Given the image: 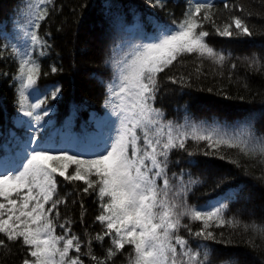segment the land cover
Returning a JSON list of instances; mask_svg holds the SVG:
<instances>
[{"label":"snow or ice","instance_id":"obj_1","mask_svg":"<svg viewBox=\"0 0 264 264\" xmlns=\"http://www.w3.org/2000/svg\"><path fill=\"white\" fill-rule=\"evenodd\" d=\"M168 2L102 0L96 29L102 69L93 70V78H99L103 88V114L91 117L98 129L94 138L75 145H52L49 113L62 99L63 85L58 80L43 87L39 83L42 76L64 70L53 33L41 35L42 22L60 9L53 0H18L16 33L0 28V61L19 65L12 75L16 111L9 120L14 116V122L0 124V250L5 259L13 256L15 264H115L130 248L129 264H214V244L230 243L222 231L218 241L217 230L241 223L227 211L230 202L246 198L244 186L222 192L214 202L189 204L193 185L200 181L191 179L183 165H197L198 154L216 156L224 148L264 160V134L253 130L255 114L229 131L189 115L182 124L169 120L165 101L206 75L201 68L195 75L172 71L188 57H196L201 67L205 59L221 68L227 63L232 78L240 58L234 59L231 51L226 55V49L208 40L212 32L252 36L247 23L251 13L237 0H222L219 9L214 0H190L181 20L162 23L156 10L163 11ZM129 14L137 19L131 27ZM148 24L151 31L146 30ZM41 59L52 60L48 71H43ZM242 59L247 69L264 73V49ZM9 75L0 72L3 80ZM73 107L87 109V104L81 101ZM259 179L264 181V174ZM213 183L220 187L219 180ZM61 184L71 190L61 195ZM85 197H95L98 205L92 224L86 220ZM69 202L78 206L77 215H70L75 207L69 209ZM76 224L82 231H73ZM93 226H98L95 234ZM249 227L264 234V228L244 225L245 230Z\"/></svg>","mask_w":264,"mask_h":264},{"label":"trees","instance_id":"obj_2","mask_svg":"<svg viewBox=\"0 0 264 264\" xmlns=\"http://www.w3.org/2000/svg\"><path fill=\"white\" fill-rule=\"evenodd\" d=\"M53 2L60 11L54 13L50 20L42 22L41 35L47 31L53 33L55 53L59 54L60 64L64 70L62 73L48 77L42 76L39 83L43 87L49 81L58 80L63 85L64 95L61 100L55 102V110L49 113L51 123L48 125V138L54 147H59V144L61 146L65 144L61 139L63 133L64 138H70L67 144L74 141L73 145H75L85 139L81 126H85V122L92 123L93 114H103V88L99 78H93V70L102 69L103 54L96 31L102 0H53ZM144 2L145 0H121L123 4L141 5ZM189 2L190 0H169L166 9L156 10L160 21L169 24L173 21L178 22L183 18L182 13ZM237 2L242 3L245 11L251 13L247 23L253 35L220 37L212 32L208 40L217 49H226V55L227 51H231L234 59L240 58L236 59L237 69L233 72L232 78H228L230 65L227 63L221 68L218 64L205 59L201 67L196 57L186 58L183 66L176 65L172 71L178 70L195 75L196 69L201 68V72L206 75H202L185 93H176L165 101L167 119H174L182 124L184 116L189 115L193 120L203 121L207 126L221 125L231 131L254 113L253 130L258 136L264 134V115H261V110L264 109V73H254L247 69L242 59L252 53L258 54L264 49V0H237ZM17 3L18 0H0V28H11L13 34L17 31L13 27L17 20ZM214 3L217 9L222 8V0H214ZM82 5L88 7L84 8ZM127 23L131 27L137 23V19L129 14ZM145 27L148 31L152 30L150 24ZM57 29L62 30L57 31ZM40 62L43 71H48V64L52 63V60L41 59ZM18 66V62L0 61V72L10 74L7 80L0 78V108L3 109L0 124L10 126L14 122V116L10 121L9 114L16 111L12 75H15ZM104 77L107 79L106 72ZM81 101L86 102L87 109L73 107L74 103L79 104ZM170 155L172 159L178 158L176 155ZM220 155L228 159L222 160L219 158ZM196 159L199 161L197 165H183L192 173L191 179L200 181L193 185L188 198L189 204L202 205L214 202L222 192L235 191L240 185L244 186L246 197L237 198L229 203L227 215L236 217L241 223L234 228L217 230L218 241L219 232L222 231L225 240H229L230 243L214 244L217 252L213 257L214 264H225V262L232 264L233 260L236 264H260L261 252H264V234L252 230L251 227L245 230L244 225L255 224L257 228H264V181L259 179L264 174V160L246 157L239 150L228 148H224L216 156L198 154ZM232 160L238 161L240 166L231 163ZM71 170L70 166L69 172ZM172 171L175 172L177 169L172 168ZM213 180H219L220 187H216ZM70 190L64 184L60 185L61 195ZM85 203L89 209L86 220L88 224H92L98 205L95 203V197H85ZM74 207L75 212L70 215H77L79 208L69 202V209ZM95 230H98V226H93V234ZM73 231H82V226L76 224ZM253 245L257 247L254 248ZM131 251L130 248L125 251L115 264H129L128 257ZM5 257L4 250H0V264H15L13 256H8L7 259Z\"/></svg>","mask_w":264,"mask_h":264},{"label":"rangeland","instance_id":"obj_3","mask_svg":"<svg viewBox=\"0 0 264 264\" xmlns=\"http://www.w3.org/2000/svg\"><path fill=\"white\" fill-rule=\"evenodd\" d=\"M89 124L91 125V127H89ZM84 125L85 126H81V128L83 129V137L86 136V138H88V139L94 138L96 132L98 131L95 123L94 122H92V123L85 122ZM61 139H63L65 141V144H67V141L70 140V138H67V139L64 138V133L62 134ZM71 144L73 145L74 141Z\"/></svg>","mask_w":264,"mask_h":264}]
</instances>
